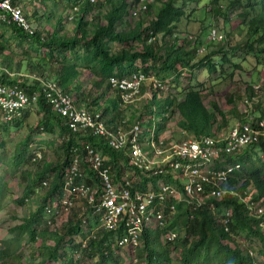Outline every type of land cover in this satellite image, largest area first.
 <instances>
[{
  "label": "trees",
  "instance_id": "obj_1",
  "mask_svg": "<svg viewBox=\"0 0 264 264\" xmlns=\"http://www.w3.org/2000/svg\"><path fill=\"white\" fill-rule=\"evenodd\" d=\"M68 1L73 2L71 9L73 14L58 16L52 31L34 26L33 33L28 35L13 23L0 22V25L9 28L16 36L18 44L28 43V46L36 52L35 56L24 58L23 65L16 64V69L24 72V75H9V70L1 69L0 83H16L26 93L35 92L37 94L36 111L39 114L36 126L45 133H59L63 137L60 142L61 154L58 161L54 163L46 161L44 155L33 160L34 153H31L32 149L27 139L17 142L14 146L12 168L8 172V178H11L14 171L18 170V177L24 182V186L13 202L18 206L24 205L25 201L32 198L36 189L44 187L46 191L38 198L35 207L23 215L12 228H9L12 235L0 239V264H11L9 257L18 249V237L21 233L26 234L27 243L33 244V251L31 250L29 254L30 264H48L50 260L59 264H75L74 250H80L82 259L97 256L95 264H121L120 257L115 253V249L119 247L115 243L116 236L120 234L119 229L106 231L96 228L95 220L90 219L84 226L81 223V209L75 203L65 211L63 232H60L57 227L50 228L47 220L56 218L63 171L73 157L72 147L80 146L83 142L93 145L106 157L105 164L111 166L115 173H118L121 168H128V160L120 152L109 148L104 138L72 132L66 125L65 118L54 111L46 101L41 82L34 76L52 77L46 74L50 71L53 75L55 74L63 91L70 94L68 86L76 82L80 68L88 69L89 76H95L91 82L96 92L100 91V95L91 99V103H87L84 107L91 113L100 112L112 128L114 123L120 121L117 118L121 117L122 113L119 107V94L110 86V75L123 76L133 71L154 70L156 75H161L163 78L173 70H176L174 72L178 74L183 67L194 65H200L207 72H212L216 70L217 63L230 60L225 46H222L219 50L223 52L217 59L210 57V53H205L197 60V63L193 62L192 51L196 52L200 45L198 40L196 38L193 40L194 49L185 47L189 44L186 38L177 42V37L174 35L175 24L186 15L183 7L191 0H152L148 3L147 10L139 11L136 16H133L132 12L137 9L138 0L129 2L126 0ZM193 1L196 2V0ZM12 2L15 4L19 0H12ZM97 5L101 7L97 8ZM104 6L105 12L102 10ZM208 7L209 12L217 15L221 11L220 0H211ZM201 11L200 19L205 14V7ZM86 14L92 16L90 22L86 19ZM37 15L38 13L35 12L33 17L37 18ZM70 16H72L71 19ZM123 16L135 17L137 22L130 27L131 21L126 19L125 23L129 27L124 28ZM237 17L240 19L239 23L245 27L243 46L258 58V54L264 52V0H245ZM66 18L75 21V33L72 36L60 34L57 29ZM49 19L47 15L46 20ZM102 19L105 20L104 24L100 23ZM118 25L119 29H117ZM189 37H187L188 40ZM224 38L223 33V41ZM163 40L164 44H162ZM221 40L213 39L212 41ZM112 42H119L120 46L112 48L110 44ZM77 48H80L82 53H79ZM11 55V52L5 50V39L0 33V61L7 68H9ZM174 72L172 74H175ZM201 88V82L197 81L196 84L187 86L179 101L175 97L164 98L159 111L160 118L154 127L156 138L166 130L174 112H177L179 116L176 125L192 136L218 134L222 124L227 123V115L215 102H209L207 107L204 106L200 94ZM110 92L114 94L111 97L108 96L107 105L102 110L98 100ZM81 96H84V92ZM154 96L155 94L151 102L155 101ZM253 96L249 90V100ZM85 98L90 97L85 96ZM76 104L79 107L84 105L79 98ZM27 111L10 124L14 128L20 127ZM107 112L109 116L104 115ZM259 118H264V111L254 117V119ZM6 124L8 123L0 120V130H3ZM253 147L264 151V141L227 155V162L239 163L241 167L235 173V177L230 180V184H236L239 179H243L241 189L245 187L252 189L249 200L259 201V206L264 210V162L257 159L255 152L252 153ZM27 162L34 164L32 173L24 169ZM246 164L248 165L245 166ZM86 172L89 175L90 172L88 170ZM51 173L53 178L48 181ZM137 175H139L138 172ZM137 175L135 173V180ZM147 180V178L142 179L141 184L134 188L143 189ZM43 181L47 182L46 186L42 185ZM9 194L8 179L0 175V209L3 208ZM209 202L196 207L182 201L176 202V212L164 228L144 230L141 243L137 247L138 255L144 258L145 264H261L260 256L264 258V225L261 224L264 223V213L259 216L249 214L245 203L240 202L236 197L226 196L218 202L215 201L212 203V208ZM47 207H50L52 211L47 212ZM227 211H230V216L224 223L222 219ZM41 221L46 222L47 226L39 227L38 224H41ZM168 230L178 231L177 237L172 241L162 238ZM180 231L183 232L182 235ZM65 234L69 239L68 244L70 243L68 252L59 248ZM74 235H79L77 241L74 240ZM49 239L51 243L47 242ZM36 241L38 243L35 244ZM82 243L85 244L82 245ZM172 250H178L175 257L172 256ZM35 257H39L37 263L32 262Z\"/></svg>",
  "mask_w": 264,
  "mask_h": 264
},
{
  "label": "built area",
  "instance_id": "obj_2",
  "mask_svg": "<svg viewBox=\"0 0 264 264\" xmlns=\"http://www.w3.org/2000/svg\"><path fill=\"white\" fill-rule=\"evenodd\" d=\"M151 1L138 0L132 15L145 12ZM28 14L21 4L0 0V22L13 23L30 35L35 27ZM222 37L223 34L215 27L208 29V39L221 40ZM200 50L202 47L198 46L197 51ZM34 78L41 82L46 101L65 118L72 132L104 138L109 148L128 160V168L115 173L111 166L105 164L106 157L93 145L83 142L72 147L73 157L63 171L56 214L67 211L73 204L72 199H78L84 226L90 219L95 220L96 228L106 231L119 229L116 245L136 249L144 230L166 226L176 212L175 203L179 201L192 207L210 201L212 208L213 202L231 196L245 203L249 214L259 216L264 213L259 201L249 200V187L241 189L243 179L230 184L241 167L239 163L226 161L227 155L264 141V118L245 117L225 134L190 135L168 142L161 135L156 138L155 129L143 130L139 121L128 124L120 120L111 128L100 112L91 113L85 107L77 106L74 95L64 92L56 78ZM109 82L111 88L118 92L122 107L136 100L144 85L147 84L148 89H163L165 85V80L154 72L142 70L123 76L112 74ZM36 99L35 92L26 93L16 83H0V120L10 124L36 105ZM41 157V154L34 153L32 159ZM135 173L137 180L134 179ZM144 178L148 179L144 188H134ZM42 185L46 186L47 182L43 181ZM46 210L52 211L50 207ZM229 216L230 211H227L222 222H227ZM47 222L52 224V219ZM177 235L178 231L168 230L162 238L172 241Z\"/></svg>",
  "mask_w": 264,
  "mask_h": 264
},
{
  "label": "rangeland",
  "instance_id": "obj_3",
  "mask_svg": "<svg viewBox=\"0 0 264 264\" xmlns=\"http://www.w3.org/2000/svg\"><path fill=\"white\" fill-rule=\"evenodd\" d=\"M130 1V0H126ZM211 0H196L186 2L183 7L185 16L175 24L174 35L177 37V42H181V39H187L186 48H193L195 38L200 43L199 46L202 50L193 54V62L197 63V60L201 58L205 53H210V57L218 58L223 50H219L222 46H225L227 50V56L230 59L228 62L217 63L216 70L207 72V70L200 65H194L192 67H183L180 73H175L173 70L166 74L163 78L161 75H157L159 78L165 80L163 89H148V85H144L143 91L139 94L138 98L133 102L126 104L125 106H119L122 113L121 117L117 119L125 120L128 124H135L137 121L141 123L143 130H151L156 126L155 124L160 118V107L163 103L164 98L167 96L175 97L178 101L181 98V94L187 88L188 85L196 84L201 82L202 88L200 89L201 99L205 107L209 105V102H215L217 106L226 113L227 123L222 124V129L218 132L219 134H225L231 129L236 122L241 121L245 117H255L264 111V52L258 54V58L253 52L247 51L243 46L245 38V27L240 24L237 14L241 10V6L245 4V0H220L221 11L217 15H213L208 11V4ZM19 4L22 5L23 9L28 12V17L35 27H41L45 30L52 31L55 28L56 20L58 16H65L67 13L72 15L73 2L68 0H45L44 2L39 0H19ZM101 7V6H100ZM97 5V8H100ZM205 7V14L200 19L202 11ZM105 12V6L102 8ZM37 12V18L33 17V14ZM50 19H47V15ZM86 19L90 22L91 15L86 14ZM131 21L130 27L137 22V18L131 16H123L124 28L129 27L126 25L125 20ZM57 29L60 34L66 36H72L75 33V21L70 19L63 20ZM101 24L105 23L102 19ZM215 27L217 30L225 34L224 41H212L207 38L208 29ZM119 29V25L117 26ZM0 33L2 38L5 39V50L12 53L9 68L3 62L0 61V70L6 68L9 72L15 73L16 64L20 63L23 65V59L27 56L32 57L36 55L28 45V43H17L16 36L9 30V28L0 25ZM190 36V37H189ZM189 37L190 39L188 40ZM136 43V42H134ZM112 48L120 46L119 42L110 43ZM164 44V40L162 41ZM79 53H82L80 48H77ZM259 59V61H258ZM236 63V64H233ZM58 64V63H56ZM138 64V61H137ZM20 65V66H21ZM157 67L158 64L156 63ZM154 70H152L153 72ZM155 72V71H154ZM175 74H172V73ZM89 70L80 68V74L78 75L75 83H71L68 89L71 91L70 94L74 95L75 99H80L83 102V106L87 103H91V99H95L100 95V91L96 92L91 79L95 76H89ZM49 75L55 78V74L48 71ZM172 74V77H171ZM249 90L253 93V97L249 100ZM84 92V96L81 93ZM114 92H110L106 96H112ZM155 94V101H150ZM86 97H90L86 99ZM106 96L101 97L98 100V105L102 110L107 105ZM104 113V111H103ZM105 116H109V113H105ZM39 118V114L36 111V105L32 106L27 111L26 117L22 120L20 127L14 128L12 124H6L3 130H0V175L4 179H8V186L10 194L0 209V239L7 238L12 235V228L14 224L20 221L23 215H26L30 210L35 207L38 198L43 196L46 189L44 187L38 188L35 194L28 201H25L24 205H17L13 202L20 193L24 186V182L18 177V170H15L13 176L8 178V172L12 168V159L14 146L17 142H23L27 139L28 145L30 146L31 153H39L44 155L46 161L54 163L58 161V157L61 154L60 142L63 137L59 133H45L41 128L36 126V122ZM179 116L177 112H174L169 123L167 124L166 130L161 134L162 137L168 142L179 141L183 138H187L191 134L181 130L177 125L176 121ZM256 153L257 159L264 162V151L259 150L257 147L252 148V153ZM253 158L255 157L252 154ZM256 162V159H255ZM41 163V162H39ZM246 164L245 166H247ZM24 169L30 173L34 170V164L27 162L24 165ZM53 178L51 173L49 180ZM251 192L252 189L250 190ZM73 203L78 206V199H72ZM68 210V209H67ZM65 210H62L56 214V218L52 220L50 228L57 227L60 232H63V223L65 219ZM39 227L47 226L46 222L38 224ZM180 231V235H182ZM74 240L77 241L79 235H74ZM26 234L21 233L18 237L19 247L9 257V263L11 264H30V252L32 249L31 243L25 241ZM39 240V239H37ZM47 242L51 243V239ZM67 235L63 236L62 242L59 244V248L65 249L68 252L70 243ZM35 244L38 241L34 242ZM68 244V245H67ZM255 249V248H254ZM139 248L130 249L128 247H118L115 249V253L121 259V264H145L143 257L138 255ZM74 257L76 258L75 264H95L97 256L93 258H80V250H74ZM178 254V250H172V256L175 257ZM257 256V255H256ZM262 263L264 264L263 256H260ZM39 257L32 259L33 263L38 262ZM48 264H59L52 262Z\"/></svg>",
  "mask_w": 264,
  "mask_h": 264
},
{
  "label": "crops",
  "instance_id": "obj_4",
  "mask_svg": "<svg viewBox=\"0 0 264 264\" xmlns=\"http://www.w3.org/2000/svg\"><path fill=\"white\" fill-rule=\"evenodd\" d=\"M8 73H9V75H14V74H13L14 72H12V71H11V72L8 71ZM15 74L21 76V75H24L25 73H24V72H20V71H16ZM106 100H108V96H106ZM82 106H83V105H82ZM83 107H84V106H83Z\"/></svg>",
  "mask_w": 264,
  "mask_h": 264
}]
</instances>
